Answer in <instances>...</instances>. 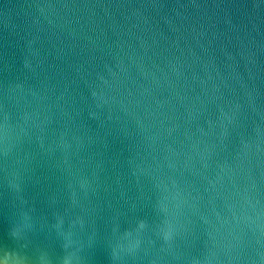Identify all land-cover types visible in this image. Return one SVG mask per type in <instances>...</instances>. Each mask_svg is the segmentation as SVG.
<instances>
[{
	"label": "water",
	"instance_id": "1",
	"mask_svg": "<svg viewBox=\"0 0 264 264\" xmlns=\"http://www.w3.org/2000/svg\"><path fill=\"white\" fill-rule=\"evenodd\" d=\"M0 264H264V0H0Z\"/></svg>",
	"mask_w": 264,
	"mask_h": 264
}]
</instances>
